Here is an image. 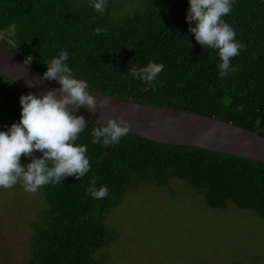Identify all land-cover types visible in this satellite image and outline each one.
Segmentation results:
<instances>
[{"label": "trees", "instance_id": "trees-1", "mask_svg": "<svg viewBox=\"0 0 264 264\" xmlns=\"http://www.w3.org/2000/svg\"><path fill=\"white\" fill-rule=\"evenodd\" d=\"M0 33L45 77L264 136V0H0ZM1 148L45 201L27 264H106L104 220L140 184L179 179L264 220V164L103 130L0 76Z\"/></svg>", "mask_w": 264, "mask_h": 264}, {"label": "rangeland", "instance_id": "rangeland-1", "mask_svg": "<svg viewBox=\"0 0 264 264\" xmlns=\"http://www.w3.org/2000/svg\"><path fill=\"white\" fill-rule=\"evenodd\" d=\"M94 1V0H91ZM2 33H0V39ZM0 149V264H27L31 222L45 208L36 176L19 179ZM168 186V187H167ZM140 184L112 207L104 223L117 239L95 259L106 264H264V220L252 212L212 209L179 179Z\"/></svg>", "mask_w": 264, "mask_h": 264}, {"label": "water", "instance_id": "water-1", "mask_svg": "<svg viewBox=\"0 0 264 264\" xmlns=\"http://www.w3.org/2000/svg\"><path fill=\"white\" fill-rule=\"evenodd\" d=\"M0 76L43 105L76 115L100 129L264 164V136L256 132L215 117L120 99L45 77L1 40Z\"/></svg>", "mask_w": 264, "mask_h": 264}]
</instances>
